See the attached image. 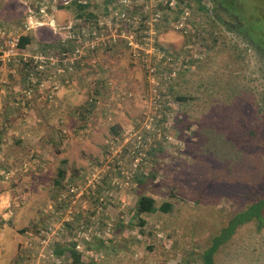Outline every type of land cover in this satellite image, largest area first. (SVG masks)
<instances>
[{"label":"rangeland","instance_id":"rangeland-1","mask_svg":"<svg viewBox=\"0 0 264 264\" xmlns=\"http://www.w3.org/2000/svg\"><path fill=\"white\" fill-rule=\"evenodd\" d=\"M197 1L0 0V264H199L262 194L264 0ZM214 260L264 264V212Z\"/></svg>","mask_w":264,"mask_h":264},{"label":"trees","instance_id":"trees-1","mask_svg":"<svg viewBox=\"0 0 264 264\" xmlns=\"http://www.w3.org/2000/svg\"><path fill=\"white\" fill-rule=\"evenodd\" d=\"M199 1V0H198ZM197 1V2H198ZM216 3V9L223 11L227 16L236 18L237 14L235 12H230L227 7L224 8V4L219 0H213ZM77 8L79 11H83L86 9L85 4H78ZM204 10L203 7L199 8V11ZM181 13V12H180ZM236 15V16H235ZM235 16V17H234ZM238 17V16H237ZM260 20H264V14H259ZM237 20V18H236ZM237 22V21H236ZM237 33L244 35V40L250 44L253 48L257 50L264 51V24L259 28H253L251 26L239 27V22L236 23ZM228 26V25H227ZM231 29V28H230ZM74 38V36H72ZM258 39V40H257ZM31 43V39L28 36H20L17 39L16 47L18 49H24ZM261 108L264 109V94L261 97ZM252 135L255 132H251ZM64 178V172H58V179L56 183L59 185L60 180ZM173 204L170 202H163L158 207L156 206V201L147 196L146 194H139L138 199L135 206V215H150L154 213H162L164 215H171L173 212ZM264 212V191L262 194L258 195L256 199L249 205L247 208H244L241 212L237 213L229 222V225L222 229L220 233L214 236L209 243V246L200 253V261L199 264H215V255L218 252L219 248L223 246L234 233V230L237 226L242 225L244 223L250 222L252 220H256L258 223L262 224V214ZM54 256L59 257L65 255L67 258H71L73 264H80L81 254L74 249V246L71 247H63L57 246L53 251Z\"/></svg>","mask_w":264,"mask_h":264},{"label":"built area","instance_id":"built-area-1","mask_svg":"<svg viewBox=\"0 0 264 264\" xmlns=\"http://www.w3.org/2000/svg\"><path fill=\"white\" fill-rule=\"evenodd\" d=\"M120 17H122V15L120 14ZM88 37H90L91 39H92V41H91V49H93V43H94V41H98L99 40V37H98V35H97V32H96V30L94 29V28H92V27H89L88 26ZM79 38V36H77V39ZM15 48H16V43H15V45H13Z\"/></svg>","mask_w":264,"mask_h":264}]
</instances>
